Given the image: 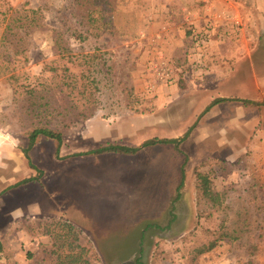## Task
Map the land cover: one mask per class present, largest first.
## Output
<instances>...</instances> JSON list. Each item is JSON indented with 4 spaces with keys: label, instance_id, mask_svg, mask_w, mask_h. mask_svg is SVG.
I'll return each instance as SVG.
<instances>
[{
    "label": "rangeland",
    "instance_id": "obj_1",
    "mask_svg": "<svg viewBox=\"0 0 264 264\" xmlns=\"http://www.w3.org/2000/svg\"><path fill=\"white\" fill-rule=\"evenodd\" d=\"M11 29L23 36L25 55H8L20 83L48 78L57 61L96 80L98 103L84 119L53 88L60 155L42 137L29 163L37 120L0 78V196L34 178L15 197L37 211L0 223V264H58L56 234L77 241L57 220L90 237L92 264H264V0H0V43ZM190 128L178 148L86 155ZM198 173L215 201L198 196Z\"/></svg>",
    "mask_w": 264,
    "mask_h": 264
},
{
    "label": "trees",
    "instance_id": "obj_2",
    "mask_svg": "<svg viewBox=\"0 0 264 264\" xmlns=\"http://www.w3.org/2000/svg\"><path fill=\"white\" fill-rule=\"evenodd\" d=\"M10 29V28H9ZM12 35L15 36V39L11 41L12 43H7L5 40L0 43V78L9 74V80L13 83V88L16 93L25 95V98H29L28 110L32 113L34 120H37V124L31 125L30 129L25 132V135L28 138V146L23 151L25 153L28 162L30 163L29 151L39 143L42 137L48 138L55 143V155L59 157L60 151L63 145V133L57 124V120L54 119L53 114L56 111L54 102L52 100V89H58L60 94H64L70 103V111L67 108L66 111L72 112L77 111V114L84 119H87L89 116L94 114L95 106L97 105V99L94 93V87L97 85L96 80L91 79L89 74H77L70 70L68 66H60L58 62H52L47 64L44 71H49L51 74L48 78H41L42 81L35 85H27L19 82L17 66L15 62L9 59L10 54L18 56L20 54L25 55V49L23 47V36L17 35V30H12ZM5 38L9 36L8 32L5 34ZM13 44V46H12ZM2 47V50H1ZM61 54L62 58L67 57L74 58L75 55H71L70 49L62 48ZM77 58V57H75ZM74 58V59H75ZM73 59V60H74ZM23 62L27 61L26 58L22 60ZM73 63L72 61H70ZM48 81H51L49 83ZM229 99H216L206 111L213 105L228 101ZM235 101H241L245 104L258 105L257 102L234 99ZM66 113V114H67ZM190 128L184 137L176 139H167V138H153L144 142L141 146L131 147L126 145L119 144H107L100 146L99 148L88 152L86 155H100L105 153H119L126 155H135L143 148L152 147L159 144H173L176 148L179 147L190 134ZM182 182L178 188L183 185L184 171L182 169ZM197 179V191L200 198L204 197L208 200L215 201L217 195L211 188V183L208 176L204 174H196ZM35 181L34 178L25 179L15 185V187L27 184L29 182ZM55 226L65 227L72 236L76 235V241H68L67 235H62L61 232H58L55 236V241L60 240V243L57 244V249L53 251V255L57 256L58 264H92V260L97 259L96 252L91 247V241L86 237L82 231L74 227L71 223L64 222L62 220L53 221ZM59 235V236H58ZM74 237V236H73ZM62 239V241H61ZM74 239V238H73ZM75 241V239H74ZM86 244H82V242ZM84 245H89L88 249H85ZM213 246L208 249H212ZM2 252V244L0 242V253Z\"/></svg>",
    "mask_w": 264,
    "mask_h": 264
},
{
    "label": "crops",
    "instance_id": "obj_3",
    "mask_svg": "<svg viewBox=\"0 0 264 264\" xmlns=\"http://www.w3.org/2000/svg\"><path fill=\"white\" fill-rule=\"evenodd\" d=\"M142 153L143 152L141 150L137 153V155L142 154ZM114 154H119V153H105V154L95 155L93 159H96V158L99 159V157H102L101 155H114ZM119 155L130 156L126 154H119ZM154 157L155 156H153V158ZM93 162L96 163V165H99V166L101 165L100 161L98 160H94ZM135 164H137L138 166L142 165L141 162H136ZM26 187H27V184H24L18 187H11L0 196V223L5 224L4 225L5 227H8L12 222L14 223L16 220L27 218L37 213V211H35L33 207L32 197L29 196L28 201L24 200L23 203L21 201H18L15 197L21 191H26ZM40 214L42 215L44 214L47 217H55V218H58L61 216V213H59L56 216L54 214H51V215L45 214L42 211H40ZM68 223H70V221ZM72 225L76 227L74 224ZM78 229L82 231L80 228ZM86 236L90 239V237L87 234ZM47 240L49 241V238H47ZM1 254L2 253H0V255Z\"/></svg>",
    "mask_w": 264,
    "mask_h": 264
}]
</instances>
